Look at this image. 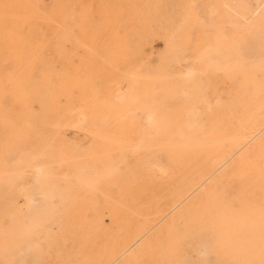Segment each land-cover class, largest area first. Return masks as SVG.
<instances>
[{"label":"rangeland","instance_id":"1","mask_svg":"<svg viewBox=\"0 0 264 264\" xmlns=\"http://www.w3.org/2000/svg\"><path fill=\"white\" fill-rule=\"evenodd\" d=\"M261 142L264 0H0V264H264Z\"/></svg>","mask_w":264,"mask_h":264},{"label":"bare ground","instance_id":"2","mask_svg":"<svg viewBox=\"0 0 264 264\" xmlns=\"http://www.w3.org/2000/svg\"><path fill=\"white\" fill-rule=\"evenodd\" d=\"M33 108V107H32ZM253 138V137H252ZM242 147V146H241ZM244 147V145H243ZM262 148V149H261ZM264 148V143H258V144H255L249 148H247L241 155L240 157H238V159H236L234 161V164L235 165H243L244 163V159L246 158H249V157H252V159L249 161L250 164H254L256 165V167H262L261 165V157L260 155H258V151H261L263 150ZM238 152V151H237ZM262 152V151H261ZM235 154V153H234ZM232 150H225L224 153L221 155V157L214 161L213 162V165L212 167L209 168V170L206 172H211L212 174L215 172V171H218L219 169L223 168L228 162H229V159L232 157ZM261 161V162H260ZM247 163V162H246ZM245 164V163H244ZM261 165V166H260ZM229 169V168H228ZM228 169H225L224 172L222 173L221 175V178L224 177L228 171ZM264 173V172H262ZM211 175V174H210ZM196 184V183H195ZM195 184L192 186L194 187ZM201 185V184H200ZM125 248V250L120 253V255L118 256L117 254H114L112 257H110V259H107L105 261V264H113L115 262H117V260H119V258L123 257L130 249H131V246H124L123 249Z\"/></svg>","mask_w":264,"mask_h":264}]
</instances>
